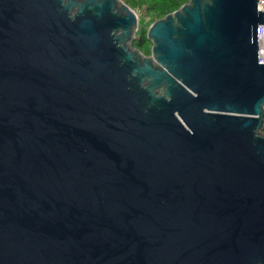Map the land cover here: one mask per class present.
I'll return each mask as SVG.
<instances>
[{"label": "water", "instance_id": "1", "mask_svg": "<svg viewBox=\"0 0 264 264\" xmlns=\"http://www.w3.org/2000/svg\"><path fill=\"white\" fill-rule=\"evenodd\" d=\"M262 25L0 0V264H264Z\"/></svg>", "mask_w": 264, "mask_h": 264}, {"label": "trees", "instance_id": "2", "mask_svg": "<svg viewBox=\"0 0 264 264\" xmlns=\"http://www.w3.org/2000/svg\"><path fill=\"white\" fill-rule=\"evenodd\" d=\"M133 10L142 12L133 46L144 55H151L152 42L147 39L149 27L157 20L178 10L190 0H122Z\"/></svg>", "mask_w": 264, "mask_h": 264}, {"label": "built area", "instance_id": "3", "mask_svg": "<svg viewBox=\"0 0 264 264\" xmlns=\"http://www.w3.org/2000/svg\"><path fill=\"white\" fill-rule=\"evenodd\" d=\"M259 10L264 11V0H259ZM259 63L264 64V25L258 27Z\"/></svg>", "mask_w": 264, "mask_h": 264}, {"label": "rangeland", "instance_id": "4", "mask_svg": "<svg viewBox=\"0 0 264 264\" xmlns=\"http://www.w3.org/2000/svg\"><path fill=\"white\" fill-rule=\"evenodd\" d=\"M136 13L138 14V17H139V21H140V18L141 16L143 15L142 12L138 11V10H135ZM139 26H140V23H139ZM136 37H137V34H136ZM146 56H149V55H146Z\"/></svg>", "mask_w": 264, "mask_h": 264}]
</instances>
